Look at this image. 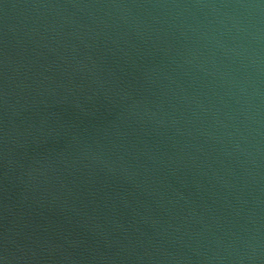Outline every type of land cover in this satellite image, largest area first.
Wrapping results in <instances>:
<instances>
[{"label": "water", "instance_id": "obj_1", "mask_svg": "<svg viewBox=\"0 0 264 264\" xmlns=\"http://www.w3.org/2000/svg\"><path fill=\"white\" fill-rule=\"evenodd\" d=\"M0 94L264 264V0H0Z\"/></svg>", "mask_w": 264, "mask_h": 264}]
</instances>
